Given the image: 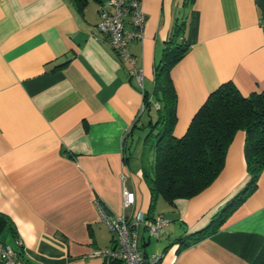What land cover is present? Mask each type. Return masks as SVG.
Returning a JSON list of instances; mask_svg holds the SVG:
<instances>
[{
    "label": "crops",
    "instance_id": "1",
    "mask_svg": "<svg viewBox=\"0 0 264 264\" xmlns=\"http://www.w3.org/2000/svg\"><path fill=\"white\" fill-rule=\"evenodd\" d=\"M84 1L79 11L70 0H0V238L21 240L24 264H102L97 252L115 236L93 202L122 213L121 173L135 194L132 210L148 213L144 141L134 154L157 118L154 69L177 23L185 22L189 51L170 71L176 137L221 84L243 96L264 92V0H141L143 38L128 51L142 86L97 29L105 0ZM244 142L237 131L221 173L196 196L156 199L151 216L171 221L156 250L148 249L153 239L145 246L158 257L166 247L158 264H251L264 249V171L217 231L182 250L176 242L247 183Z\"/></svg>",
    "mask_w": 264,
    "mask_h": 264
},
{
    "label": "trees",
    "instance_id": "2",
    "mask_svg": "<svg viewBox=\"0 0 264 264\" xmlns=\"http://www.w3.org/2000/svg\"><path fill=\"white\" fill-rule=\"evenodd\" d=\"M70 2L79 11L85 5L84 0ZM184 28V21L174 26L154 69L152 96L159 102L157 118L150 123L143 139L149 156L151 152V158L142 167V176L150 192V206L146 215L153 218L151 211L157 198L173 204L176 199L192 198L210 186L224 168L229 145L239 130L245 132L244 158L249 179L212 215L205 227L179 237L176 240L178 250L217 231L256 190L260 174L264 171V92L243 96L233 83L225 82L209 93L194 113L185 133L180 137L174 135L177 94L170 71L189 51V44L183 37ZM151 101L144 93L145 108ZM130 133L131 130L127 135L130 136ZM127 148L124 144L126 162ZM147 244L146 241L143 245L146 259L149 257L145 249ZM165 249L154 264L160 262ZM102 264L123 263L110 260ZM251 264H264V249Z\"/></svg>",
    "mask_w": 264,
    "mask_h": 264
},
{
    "label": "built area",
    "instance_id": "3",
    "mask_svg": "<svg viewBox=\"0 0 264 264\" xmlns=\"http://www.w3.org/2000/svg\"><path fill=\"white\" fill-rule=\"evenodd\" d=\"M144 22L141 0H105L100 6L97 23L98 31L114 53L131 65L129 72L136 77L140 86L142 70L136 67V59L129 54L128 45L133 40L143 38ZM260 24L264 26V18ZM126 178V174H120L123 182L121 214L112 212L98 197L94 199L100 221L115 236L114 245L99 250L97 256L105 262L117 260L123 264H154L158 256L150 255L146 259L143 245L148 239H162L171 221L162 216L149 218L144 212L133 211L135 194L125 185ZM0 264H24L20 239L9 244L0 238Z\"/></svg>",
    "mask_w": 264,
    "mask_h": 264
},
{
    "label": "rangeland",
    "instance_id": "4",
    "mask_svg": "<svg viewBox=\"0 0 264 264\" xmlns=\"http://www.w3.org/2000/svg\"><path fill=\"white\" fill-rule=\"evenodd\" d=\"M138 140H136V137L133 139V140H130L129 144L130 146L134 145V143H137ZM147 148V147H146ZM142 149H143V139H142V143L141 144H138L137 146V149L135 151V154H139L140 152H142ZM145 149V147H144ZM150 158H151V152H150ZM132 163V162H131ZM134 168H136V166H134ZM127 180V178H126ZM159 241V240H158ZM149 250H152V249H155L156 250V245L154 243V240L151 241V244H149V247H148Z\"/></svg>",
    "mask_w": 264,
    "mask_h": 264
}]
</instances>
